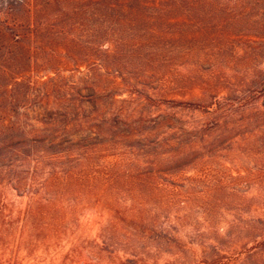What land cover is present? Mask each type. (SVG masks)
Wrapping results in <instances>:
<instances>
[{
    "label": "rangeland",
    "instance_id": "374dc122",
    "mask_svg": "<svg viewBox=\"0 0 264 264\" xmlns=\"http://www.w3.org/2000/svg\"><path fill=\"white\" fill-rule=\"evenodd\" d=\"M147 12L0 0L36 29L24 50L0 35V120L27 144L0 154V264H264V0ZM93 83L108 137L43 162V118Z\"/></svg>",
    "mask_w": 264,
    "mask_h": 264
},
{
    "label": "trees",
    "instance_id": "16d2710c",
    "mask_svg": "<svg viewBox=\"0 0 264 264\" xmlns=\"http://www.w3.org/2000/svg\"><path fill=\"white\" fill-rule=\"evenodd\" d=\"M169 0H111V4L114 6H121L125 10L126 8H133L139 9V19L140 21L146 22L149 19V13L147 12V9L151 7L152 5H159L163 2H168ZM123 2V3H122ZM162 21H165V18L162 17ZM171 23L168 24V28H171ZM44 29V24H43ZM155 28H150L151 31H153ZM36 32V29H32V26L30 24L25 23H16V21H0V35H2L4 38L8 39L9 41L16 43L22 50L27 48V43L33 42V35ZM44 39V38H43ZM45 50H48L44 48ZM55 76L49 77L45 81H43V84L45 85V88L47 89V92H52L54 89L59 88V82L61 81V77L54 73ZM98 78V77H97ZM18 84V83H17ZM62 90V87H60V91ZM106 90L100 88V85H96L93 83V87L87 86L86 89L79 88L78 93L80 94L81 101L77 104L74 103L75 111L73 115H66L65 117H61L62 120L59 118H43V162L44 160L51 161L52 159H57L59 154H64L61 151L62 149H65L67 152L69 150H75L77 147L76 143L81 144L89 143L95 139H103L107 138L108 135H103L102 133L96 132V129L98 125L100 124L99 121L93 119V111L99 106H101V109L106 106V104H109V101H104L103 97ZM117 99V95H110L111 102H115L116 104L119 102ZM66 102H68L67 99ZM78 100V99H77ZM66 113L70 114V108L68 107L65 111ZM3 120H0V154H4L8 156V151H12L13 149H10L12 145L17 147L27 145L24 143V140L21 139L19 142H14L16 139L12 136V127L4 122L2 124ZM76 125H79L82 130L85 131L83 135H81V138L75 139L74 134L72 133V128ZM7 126L6 131H4V127ZM55 131V129H57ZM41 134L35 135L36 139H33L30 143V146L32 145H39L42 143ZM72 151V152H73ZM15 150L12 152V155L14 154ZM52 152V153H51ZM75 156L70 155H63L61 156L62 160L71 159ZM2 160V159H1Z\"/></svg>",
    "mask_w": 264,
    "mask_h": 264
}]
</instances>
